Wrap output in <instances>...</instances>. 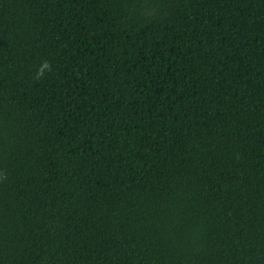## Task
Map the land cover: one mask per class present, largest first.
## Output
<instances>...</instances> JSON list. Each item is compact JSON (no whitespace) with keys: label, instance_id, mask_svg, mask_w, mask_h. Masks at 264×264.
I'll return each instance as SVG.
<instances>
[{"label":"trees","instance_id":"16d2710c","mask_svg":"<svg viewBox=\"0 0 264 264\" xmlns=\"http://www.w3.org/2000/svg\"><path fill=\"white\" fill-rule=\"evenodd\" d=\"M0 264H264V0H0Z\"/></svg>","mask_w":264,"mask_h":264},{"label":"clouds","instance_id":"9594fccd","mask_svg":"<svg viewBox=\"0 0 264 264\" xmlns=\"http://www.w3.org/2000/svg\"><path fill=\"white\" fill-rule=\"evenodd\" d=\"M45 70H51V64L49 61L45 60L42 62L39 70L37 71L35 79H40L43 77ZM3 179H7L6 176L2 177Z\"/></svg>","mask_w":264,"mask_h":264}]
</instances>
